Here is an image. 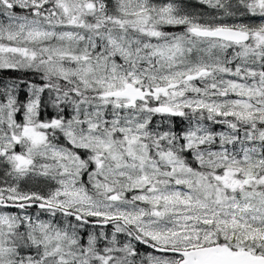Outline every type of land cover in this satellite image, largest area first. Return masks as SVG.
Segmentation results:
<instances>
[{
  "label": "snow or ice",
  "instance_id": "obj_1",
  "mask_svg": "<svg viewBox=\"0 0 264 264\" xmlns=\"http://www.w3.org/2000/svg\"><path fill=\"white\" fill-rule=\"evenodd\" d=\"M0 264H264V0H0Z\"/></svg>",
  "mask_w": 264,
  "mask_h": 264
}]
</instances>
